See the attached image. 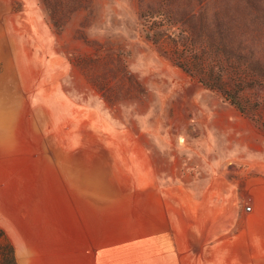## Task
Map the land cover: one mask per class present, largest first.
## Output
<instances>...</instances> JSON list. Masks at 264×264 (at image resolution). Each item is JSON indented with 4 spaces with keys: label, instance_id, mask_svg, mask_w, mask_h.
Here are the masks:
<instances>
[{
    "label": "rangeland",
    "instance_id": "1",
    "mask_svg": "<svg viewBox=\"0 0 264 264\" xmlns=\"http://www.w3.org/2000/svg\"><path fill=\"white\" fill-rule=\"evenodd\" d=\"M184 36L264 76V0H0V222L86 201L199 215L264 172V105L241 115L155 44Z\"/></svg>",
    "mask_w": 264,
    "mask_h": 264
},
{
    "label": "crops",
    "instance_id": "2",
    "mask_svg": "<svg viewBox=\"0 0 264 264\" xmlns=\"http://www.w3.org/2000/svg\"><path fill=\"white\" fill-rule=\"evenodd\" d=\"M247 181L209 188L199 215L175 206L101 218L86 201L71 212H13L0 227L17 264H264V172Z\"/></svg>",
    "mask_w": 264,
    "mask_h": 264
},
{
    "label": "trees",
    "instance_id": "3",
    "mask_svg": "<svg viewBox=\"0 0 264 264\" xmlns=\"http://www.w3.org/2000/svg\"><path fill=\"white\" fill-rule=\"evenodd\" d=\"M187 36L179 41L170 39L171 50H165L158 42L155 44L173 65L203 87L220 93L241 115L247 116L264 105V99L256 94L264 89V76L258 74L250 61L241 55L232 56L226 50L197 47ZM251 119L264 126L261 118ZM0 264H17L14 247L1 227Z\"/></svg>",
    "mask_w": 264,
    "mask_h": 264
}]
</instances>
